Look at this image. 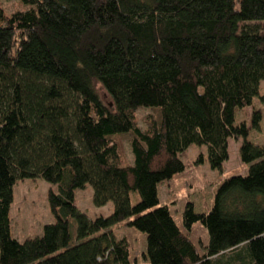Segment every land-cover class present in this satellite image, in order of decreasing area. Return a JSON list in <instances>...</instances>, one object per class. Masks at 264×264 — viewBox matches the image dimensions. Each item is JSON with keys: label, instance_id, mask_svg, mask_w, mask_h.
<instances>
[{"label": "trees", "instance_id": "1", "mask_svg": "<svg viewBox=\"0 0 264 264\" xmlns=\"http://www.w3.org/2000/svg\"><path fill=\"white\" fill-rule=\"evenodd\" d=\"M262 82L264 0H19L12 13L0 9V264H136L116 237L120 223L146 236L149 264H264V144L237 121L252 108L260 127ZM146 109L154 114L144 128ZM241 139L248 174L224 181L207 213L186 206V228L209 233L201 254L160 205V185L185 171L190 147L207 146L220 170L229 141ZM38 178L54 186V222L20 241L14 186ZM88 185L96 207L113 204L110 216L79 212L75 193Z\"/></svg>", "mask_w": 264, "mask_h": 264}, {"label": "rangeland", "instance_id": "2", "mask_svg": "<svg viewBox=\"0 0 264 264\" xmlns=\"http://www.w3.org/2000/svg\"><path fill=\"white\" fill-rule=\"evenodd\" d=\"M0 9L12 13L19 9V0H0ZM261 94H264V82L261 84ZM255 107L263 110V119L259 128L253 127L252 108L240 111L237 121H247L251 142L264 144V106L259 104L258 98L255 100ZM149 114L154 113L150 109H146L141 110L138 114V122L144 128L146 127L145 119ZM242 142V139L229 141L230 159L220 170L211 168L208 161L207 146L190 147L181 157L186 165L185 171L160 185V205L169 207L178 226L185 233H190L193 243L198 247L201 254L205 252V247L209 243V233L201 223L195 224L191 231L186 228L184 223L186 206L192 203L197 213H207L214 204L217 189L224 181L233 176L248 174L249 164H245L240 155ZM125 148L129 159L133 161L129 141H126ZM52 187H54L52 184L40 178L16 183L14 200L10 209L12 234L15 238L23 241L29 237L40 236L44 226L54 222L48 201V194ZM75 198L79 212L90 218L99 215L108 217L113 212L112 203L100 208L94 205V190L90 185L77 190ZM131 199L132 204H137L140 201L139 193L133 192ZM71 232L75 236V221H72ZM115 234L117 239L126 238L128 240L133 249L136 264H149L143 255L144 249L147 247L146 236L143 233L129 228L125 223H120L116 226Z\"/></svg>", "mask_w": 264, "mask_h": 264}]
</instances>
